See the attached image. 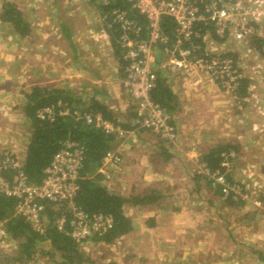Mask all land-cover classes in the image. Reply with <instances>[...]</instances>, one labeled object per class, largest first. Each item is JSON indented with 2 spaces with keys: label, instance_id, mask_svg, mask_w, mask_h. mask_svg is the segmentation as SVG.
Returning a JSON list of instances; mask_svg holds the SVG:
<instances>
[{
  "label": "crops",
  "instance_id": "0c3cea01",
  "mask_svg": "<svg viewBox=\"0 0 264 264\" xmlns=\"http://www.w3.org/2000/svg\"><path fill=\"white\" fill-rule=\"evenodd\" d=\"M4 1L15 3L14 0H2L0 14ZM53 1L56 3V0H51ZM240 1L253 3L256 7L254 17L257 18L255 25L258 34L244 41H236L232 38L219 39L213 33L206 34L203 38L204 45L210 50L232 56L239 61L242 77L238 89L233 93L222 90L217 83L203 74L188 80L182 73L172 74L168 69L160 66L161 61L158 62L160 58L156 54L154 70L157 75L167 78L170 90L177 101L172 116L178 128V142L176 145L166 146L158 140V137L154 138L145 132L147 129L135 130L126 139L127 172L120 178H111L108 182L112 184L107 186L122 195L139 194L144 193L145 190L142 189L144 185L156 188L165 184L171 177L175 180L173 181L175 198L172 202L160 204L165 197L162 195L159 206L155 209L148 206H126V213L133 220V230L116 241L123 249H120L123 253L119 264L230 263L228 260L207 256L213 254L214 250L220 253L221 249H226L222 241H225V238L233 239L235 234L238 235L237 228H234V225L230 227V224L224 220L229 219L227 213L224 214L222 211L228 210L227 202H230V205L235 202L227 198L219 199L218 212L222 214L223 219L219 217L220 223L211 221L206 215L202 216L201 212H196V208L201 206L205 213L211 210L209 203L212 205L214 202L206 199L204 195L206 189L184 187L186 182L196 180L191 173L194 159L203 158L210 152L218 151L219 158L221 156L217 168L221 167L222 153L232 152L233 156L228 157L230 162L228 168L231 169L229 178L250 186L251 194L262 203L264 209V52L259 49L260 42L264 39V4L262 3L264 0ZM91 4L78 6L79 13L76 14L88 17L90 24L94 26L90 27L91 31H94L90 34L95 36L93 39L96 42L90 46L97 52L103 51L99 56L95 51L97 55L95 56L91 52L92 49L88 55L94 54V57L87 59L76 45L78 43H74L72 38V18L76 15L71 16L69 5H26L20 8L17 4L31 27V32L24 37L0 19V26L9 28V31L2 29L7 33H3L0 28V108L4 110L2 115L5 121L18 124L8 125L7 129L0 124V149L13 150L23 160L25 159L31 139V125L21 106L27 99L26 94L35 85L72 90L76 95H80L85 105H89L92 97L95 96L105 104L113 106L120 113L119 118L122 121L134 112L131 99L123 92L124 90L121 93L126 102L122 97L113 100L114 86L110 85L113 82L108 81L100 60L106 55L105 59L107 58L108 61L105 65H110V56L111 58L113 56L118 63L120 78H123L121 63L111 45L108 23H101L105 21L102 16L106 8L94 1ZM84 30L89 31L86 28ZM37 34H41L43 39L36 48H31V55L28 51L14 48L21 44L28 49L33 45L32 42ZM53 35L56 38L52 39ZM4 42L7 43V47ZM68 47L73 50L72 53H69ZM158 51H161L160 48ZM163 54L164 51L160 52L161 56ZM83 60L88 61L82 63ZM80 63L84 68L73 66ZM37 66L39 70L45 72L43 77H50L53 82L44 78L41 81L30 82L34 79L27 69L33 73L35 71L33 69ZM21 69L25 74L24 83H12L13 76H18L16 74ZM96 91H101V94H96ZM111 100L115 101L114 104ZM129 119L131 121L132 117ZM142 133L145 140L138 139V146L132 147L128 142L130 137L137 135L141 138ZM181 185L183 189H180ZM249 208L254 210L253 216L261 213L259 206L244 205L241 219L248 217L243 215V212H247L246 209ZM208 219L212 223H207ZM149 221L152 225H148ZM245 229L247 231L243 230L244 233H254L250 227ZM10 241L14 250L15 241L12 239ZM233 241L235 247L231 254H235L243 244L250 249L248 246L250 243L242 241V238H234ZM92 242L96 244L95 242L99 241L92 239L90 243ZM219 253H216V256ZM97 254L103 257L101 252ZM97 254L92 258L99 264H109L110 259L97 257ZM139 256L144 258L141 260L142 263L139 262ZM247 256L250 257V252ZM40 259L44 264H52L50 260H46L45 255H40L36 262H41ZM238 263L239 259H232V264Z\"/></svg>",
  "mask_w": 264,
  "mask_h": 264
},
{
  "label": "built area",
  "instance_id": "2783aa9c",
  "mask_svg": "<svg viewBox=\"0 0 264 264\" xmlns=\"http://www.w3.org/2000/svg\"><path fill=\"white\" fill-rule=\"evenodd\" d=\"M65 1L76 8L81 4L89 5L92 1L105 8L111 7L104 11L102 19L108 26L116 24L122 29L120 42L126 65L121 85L134 106L135 119L132 122L136 129H150L159 141L168 146L178 142V128L173 116L151 96L158 78L153 65L159 48L165 52L161 67L171 73H182L186 80L203 74L222 90L233 93L238 89L242 77L239 61L210 50L204 45L203 38L213 33L219 39L244 41L258 34L255 25L257 18L254 17L256 7L253 3L240 0H128L131 8L137 9L148 20L146 37L140 36L141 26L126 9L113 5L116 0ZM164 16L174 22L172 35L163 29ZM262 42L264 52V39ZM57 115H72L76 120L93 125L106 134L118 133L120 142L105 153L97 172L104 176V182L120 178L127 172L126 139L134 130H124L99 112L72 108L62 100L37 110V117L41 120L53 122ZM229 156H233L232 152H223L221 167L216 169L211 168L204 159L195 158L194 174L205 180L212 189H218L224 198L260 206V202L251 194L250 186L229 178ZM85 158V145L66 139L44 170L41 183L33 184L23 171L24 160L13 150L0 149V193L15 197V214L23 216L32 229L41 234L48 226L46 204L59 205V208L65 204L55 220L56 226L83 246L85 241L108 233L115 223L112 215L88 213L74 202L80 191L79 181L85 168ZM9 173H12L11 177H8ZM3 224L0 220V246H7L10 239Z\"/></svg>",
  "mask_w": 264,
  "mask_h": 264
},
{
  "label": "trees",
  "instance_id": "16d2710c",
  "mask_svg": "<svg viewBox=\"0 0 264 264\" xmlns=\"http://www.w3.org/2000/svg\"><path fill=\"white\" fill-rule=\"evenodd\" d=\"M113 5L126 9L129 16L141 26L140 36H147L149 28L147 18L137 9H132L128 0H116ZM109 7H106V10ZM0 19L3 23L9 24L22 37L31 32L29 23L14 2H3ZM162 26L168 34L172 35L174 22L170 17H163ZM107 28L113 51L121 63L120 68L124 76L126 61L123 58L124 51L120 42L122 29L116 24L113 27L107 25ZM64 32L66 33V30ZM262 43L261 40V46ZM160 50L159 52H163L161 47ZM158 57L160 58L158 62H160L162 58ZM171 91L167 78L158 74L156 86L152 90L151 96L171 115H174L177 101ZM95 93L101 94V91ZM26 95L27 99L21 108L31 125V139L24 159L23 171L30 183L39 184L44 177V170L49 165L53 155L61 147L63 141L70 139L82 142L86 147L85 168L79 181L80 191L74 202L88 213L110 214L115 222L113 229L108 233L91 239L112 244L122 236L130 233L133 230V220L127 215L126 206L158 208L163 195L161 190L150 187L144 193L122 195L111 190L104 183V176L97 172L105 153L114 148L121 139L118 133L106 134L93 125L86 124L82 120H76L72 115H57L53 122L41 120L37 117L39 108L62 99L68 102L72 108L81 107V109L94 113L99 112L122 129L135 131L137 129L132 122L135 119V112L129 115V118L132 117L131 121L129 118L122 121L119 118L120 113L113 106L105 104L104 101L95 96L92 97L89 105H85L80 95L64 88L35 85ZM132 107L134 110L133 104ZM202 159L213 169L217 168L221 162L218 151L210 152L204 155ZM11 176L12 173H9L8 177ZM208 186L210 187L209 184ZM16 203L17 199L15 197L0 193V220L4 222L3 226L9 238L15 241L12 254L0 253L2 261L6 264H33L40 255H45L53 264H97L95 259L84 253L80 243L58 230L55 220L63 211L65 204H61L60 208L59 205L46 204L48 226L45 233L41 234L34 231L23 216L15 214ZM148 225H152V223L149 221ZM259 259L264 261L262 253H259Z\"/></svg>",
  "mask_w": 264,
  "mask_h": 264
},
{
  "label": "rangeland",
  "instance_id": "374dc122",
  "mask_svg": "<svg viewBox=\"0 0 264 264\" xmlns=\"http://www.w3.org/2000/svg\"><path fill=\"white\" fill-rule=\"evenodd\" d=\"M1 1L2 0H0V4H1ZM14 1H15V3L18 4V6L20 8H24L26 5H69L71 16L76 15V16H74V18H72V25H73V27H72L73 28V37L72 38H73V41H74V43H78L76 45L80 48V50L83 53V56L86 59L94 57L93 55L95 54L96 50L92 46H90V45H93L94 43H96L95 40L93 39V38H95V36L93 37L92 34H90L91 32H94V31H91L92 30L91 28L94 26L90 24V22H89L90 20L88 19V17H84V15L79 16L78 14H76V13H79L78 9L74 5H71V3L69 1L64 2L63 0H56V3H54V1L51 2V0H14ZM98 23H100V22H98ZM101 23H105V22L103 21ZM97 27H99V26H97ZM0 28H1V31H3V33H7L5 30L9 31V28H7L6 26L5 27L0 26ZM85 28H86V30H89V31H85L84 30ZM2 29H5V30H2ZM1 31H0V35H1ZM40 31L41 30H39V33H40ZM40 36H41V34H37L34 37V40L32 42L33 45H31L28 49H25L21 44H20V46H17L14 48L17 50L21 49V50L28 51L31 55V52H32L31 48H36L37 45H39V43L43 39L42 36H41V38H40ZM54 36L55 35L52 36V39L56 38ZM0 43H1V41H0ZM4 43H5V46L7 47V43L6 42H4ZM68 49H69V53L73 52V50L70 49V47H68ZM89 51L93 52L94 54L92 56H89L88 55ZM102 51L103 50H100L98 52L96 51L98 56L102 55ZM110 52H111V50H110ZM157 55L162 58L161 60H163L165 57V54H163V56H161L160 52H158ZM95 56H97V55L95 54ZM103 56H104V59L101 58V60H100L102 65H103L102 70L104 71V73L107 74L108 81L112 80V82H113V83L109 82L110 85L114 86L113 87V100L117 99V97H122L125 100V97H123V94L121 93V91H123V88L121 85L122 78H120V75L118 73V63L116 62L115 58H113V56H112V58L110 56V60H111L110 65H108V64L105 65V63L108 60H107V58L105 59L106 55H103ZM32 59L35 60V58H32ZM93 59H95V58H93ZM84 61H86V63H87L88 60H83L82 63H84ZM82 63H80L79 65H73V66H78V67L80 66L81 68H84L82 66ZM70 66H72V65L70 64ZM72 69H74V67ZM27 70L32 75V77H33L32 79H34V80H31L30 82L41 81V80H43V78L47 81L51 80V82H53L52 79H50V77H43L45 75V72L39 70L38 66H37V68L33 69V70H35L33 73L31 71H29V69H27ZM18 71H19V69H18ZM23 72L24 71L21 69V71L16 74L18 76L14 75L12 83H14V82L15 83L16 82L24 83L23 81L25 78V74ZM172 74H174V73H172ZM27 83H28V81H27ZM123 92H125V91H123ZM111 102H112V104H114L115 101L113 102L111 100ZM124 102H126V100ZM119 108H120V106H119ZM3 113H4L3 108H2V110L0 108V124L3 127L6 126V129H7L8 125H11V124L13 125L14 123L15 124L17 123V122L5 121L4 116L2 115ZM16 125H18V124H16ZM142 131H144V130H142ZM145 132H147L151 136H154V138L155 137L157 138V135L153 131H151L150 129L146 130ZM142 136H143V133L141 135V138L137 137V135H135L134 137L132 136L133 138L130 137V139L128 141L129 144L130 145L132 144V147L138 146L137 143L139 140H145ZM157 141H154V142H157ZM192 171H193V169H192ZM191 173L193 174V176H195L196 180L195 181L190 180L189 182H186L184 187L187 189L192 188V187H195L198 190L201 188L206 189V192H204L206 199L214 202L212 205L209 203V206L211 208L209 213H207V212L205 213V210L202 206L197 207L196 212L197 213L201 212L200 214L202 216L206 215V217H209V219H211V221L215 220L218 223H220L219 217L221 219H223V218H222V214H219V212H218L219 205H220L219 199L224 198V196L222 194H220V191L218 189H212L211 187H209L205 180H203L199 176L197 177V175L194 174V171ZM230 175H231V172H229V176ZM173 181H175V180L171 179V177H169L167 179L168 184L166 182L165 184H161L160 186H157L155 188V189L161 190L163 195H165L164 199L160 201V204H167L169 201L172 202L173 198H175L174 197L175 190L173 189ZM104 183L108 186L112 184V182H104ZM170 183H172V184H170ZM194 183H196L195 186H194ZM141 186H142V184H141ZM150 187L151 186L144 185V187L142 189L147 191ZM179 187H180V189L184 188L182 185ZM179 187H178V189H179ZM196 192H198V191H196ZM227 199H229V198H227ZM234 202H235V204L233 203V205H230L231 203L227 202L226 206H229L228 210H224V209L222 210L224 214L227 213L228 219H229V220H227V219H224V220H226L230 224L229 225L230 227L232 225H234L233 227L237 228L236 233L238 235L235 234L234 238H237V239L242 238V241H246L247 243H250V245H248L250 249L245 247L246 244H243L242 246L239 247V249L236 251L235 254H233V253L231 254L232 250L235 247L234 246L235 241H233L234 238L233 239H226L225 238V241L223 240L222 242H223V246H226L227 248L224 250L221 249L220 253L215 252V250H214V253L209 254L207 257H211V258H217L218 257V259L220 258L223 260H228L230 263H226V264H232L233 258L239 259L238 264H264L263 261L258 259L259 253H262L264 255V215H263L264 209H262L263 205H262V203H260V206H259V209L261 210V213L259 214L260 216L259 215L253 216L254 210L249 208V210L246 209L247 212H243V215H248V217L241 219L240 217H241V213H242V208L244 205H248V204L242 205L241 203H238L236 201H234ZM248 206H250V205H248ZM260 217H261V220H260ZM209 219L207 220V223H212V222H209ZM247 227H250V230H252L254 233L253 234H248L247 232L244 233L243 230L247 231L245 229ZM241 235H242V237H241ZM91 240L92 239L85 241L86 243H83V246H81L82 250L84 251V253L87 256H90L92 258V257H95V255L98 252H101L103 257H107L106 259H110L109 264H119V262L122 261V253L123 252L120 250V249H122L120 247L122 245L117 244L119 242H117V243L114 242L112 244L111 243L110 244H103L102 242H95L96 244H94L93 242L90 243ZM117 241H119V240H117ZM10 242L5 247L0 246V253L3 252V253H6L8 255L12 254V251H13L12 248L13 247L11 246ZM96 247H97V249H96ZM248 252H250L249 258L247 256ZM216 253L217 254L219 253V255L216 256L217 255ZM99 255L100 254H97V257H100ZM1 257L2 256H0V264H6L4 261L1 260L2 259ZM103 257H100V258H103ZM139 258H140V256H139ZM142 259H144L143 256H141V258H140V261H139L140 263H142L141 262ZM195 259H198V258L195 257ZM40 260H41V262H34L33 264H36V263L37 264H44L43 260L42 259H40ZM46 260H48V258H46ZM97 264H99V263L97 262Z\"/></svg>",
  "mask_w": 264,
  "mask_h": 264
}]
</instances>
